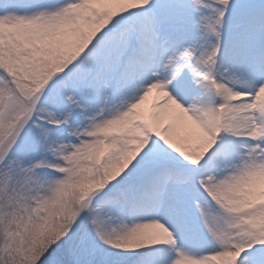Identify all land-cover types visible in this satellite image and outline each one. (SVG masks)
Segmentation results:
<instances>
[{"label": "snow or ice", "instance_id": "snow-or-ice-1", "mask_svg": "<svg viewBox=\"0 0 264 264\" xmlns=\"http://www.w3.org/2000/svg\"><path fill=\"white\" fill-rule=\"evenodd\" d=\"M0 264H264V0H0Z\"/></svg>", "mask_w": 264, "mask_h": 264}]
</instances>
